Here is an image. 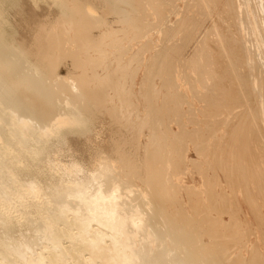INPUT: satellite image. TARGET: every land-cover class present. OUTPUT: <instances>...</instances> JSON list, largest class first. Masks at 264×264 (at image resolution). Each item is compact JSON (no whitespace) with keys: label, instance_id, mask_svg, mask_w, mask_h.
<instances>
[{"label":"bare ground","instance_id":"bare-ground-1","mask_svg":"<svg viewBox=\"0 0 264 264\" xmlns=\"http://www.w3.org/2000/svg\"><path fill=\"white\" fill-rule=\"evenodd\" d=\"M119 1L130 9L116 5ZM167 1L100 0L103 7L97 10L115 16L107 22L81 1L70 5L68 0H56L62 11L51 26L49 18L35 20L37 29L26 42L15 40L12 33L8 37L11 30L2 22L15 0H0V264H264V215L258 201L264 200V162L258 152L263 139L253 133L252 112L247 116L244 108L241 114L239 109L232 112L243 107L246 97L242 95L248 94L236 86L242 81L236 77L235 85L226 62L219 61L216 72L214 54L213 60H203L215 51L205 34L192 56L182 62V69L170 55L182 38V42L171 40L174 45L163 42L165 46H154L150 39L136 47L124 43L130 31L140 39L157 26L167 16L163 17ZM153 14H157L155 21L149 19ZM192 21L193 16H180L167 22L161 28L163 37L182 31L188 39L189 31L183 30ZM101 25L106 29L95 32ZM151 48L155 53L147 58ZM226 54L229 58L227 50ZM68 58L73 71L69 69L64 77L59 68ZM249 64L254 68V62ZM190 97L205 104L196 107ZM141 99L146 103L144 112L138 103ZM250 103L248 108H253ZM169 110L178 129L169 126ZM259 115H253L257 124ZM104 128L110 131L106 129L111 153L99 148L103 145L96 146L93 168L69 155L70 148L65 152L61 147L68 133L90 132L97 137ZM191 145L198 155L209 157L187 159L184 153ZM186 161L203 179L200 185L178 180L184 172L180 165ZM218 169L223 170L225 183ZM241 198L256 221V237L246 259L231 250L242 237L243 219L232 216L242 208ZM223 213L231 215L232 222ZM244 215L249 226L252 221Z\"/></svg>","mask_w":264,"mask_h":264},{"label":"rangeland","instance_id":"rangeland-1","mask_svg":"<svg viewBox=\"0 0 264 264\" xmlns=\"http://www.w3.org/2000/svg\"><path fill=\"white\" fill-rule=\"evenodd\" d=\"M70 1V2H69ZM78 1H81V2H83L85 5H86V8H88L89 7V9L91 10V11H93L95 14H103L106 18H105V20H107V22H111V21H113L114 20V18H115V16H114V14H113V16H112V14H110L111 15V18H110V16H109V14H107L106 15V13L103 11H101V10H97V8L98 9H102V4H100V0L98 1V0H78ZM185 1V2H184ZM206 1V0H205ZM204 0H199V2H198V0H196V2L194 1V0H168L167 2H170V3H168V5L166 6V7H164L166 10H165V12H166V14H164L163 15V17L165 16V15H167V16H165L164 18H166V19H162L161 20V22L157 25V26H155V27H153V28H150V30H148V32L146 33V36L145 37H143V38H140V39H134L133 38V33H132V31H130V34H128L127 35V38L124 40V43L126 44V45H131L132 47H136V46H139L140 45V43H144V42H146V41H148L149 39H150V42H152L153 43V45L154 46H165L164 45V43L165 44H169L170 43V45H174L173 43L174 42H182V39L184 40L182 43H175V46H177V50L175 51V52H170V55H172V58L173 59H177L178 61L176 62L177 63V66H178V68L179 69H182L181 67H182V62L184 61V59L185 58H189V56H192L191 54H192V52H193V50H194V46L197 44V42L198 41H201V40H203V36H204V34H205V37H207L208 39L207 40H209V41H211V42H209L210 44H214V48H215V51L214 50H212V55H211V57H204L203 58V60L204 59H207V61H210V60H213V58L212 57H214V55H215V60H213L214 62H216V60L218 61V64H213L212 66H215L214 68L215 69H218V71H216V72H219V70H220V67H221V63L219 64V61L220 62H223L224 63V65H225V62H226V64L228 65V66H226L227 68H226V70H228V72H229V69H230V72H231V74L230 73H228L230 76H231V78L232 77H234V83H235V85H236V81L237 80H239L238 82H240V81H242L243 82V79H244V82L242 83V82H240V86H238L239 85V83H238V85H236L237 86V88L239 87V89H240V87H242L241 89H240V91L241 90H243V92H245L246 93V91H247V93L248 94H244V93H242V94H244V95H242V97H243V99H244V96L246 97L244 100H245V103H243V107H237V108H233V113L234 114H236V112H237V110L239 109V110H241V111H239L238 110V112H239V114H241L242 112H243V108L244 109H246L245 110V112H246V116L247 115H249L251 112L252 113H254L253 115H254V117H256V115H259L260 113V115H259V118L260 119H258V124L260 125V126H258V124H257V122L255 121V119H254V117H253V115H252V113L250 114L252 117H250V119L251 120H253V121H251L250 120V122L252 123L253 122V127H255V128H253V133L255 134V135H257V133H259L258 135H260V136H258V138L259 137H261V138H259V139H261L262 140V142H261V144H260V142H258L259 143V149H260V151H259V149H258V152H259V154L261 155H259L260 156V160H262L263 162H264V135H262V133L264 132V29H263V27H264V17H263V15H264V0H228V1H230L229 3H227L228 1L227 0H207V2H205ZM210 1V2H209ZM256 1V2H255ZM15 2L16 3H14V4H11V6H8V9H7V11H9L8 12V16H6L5 18H3V24H4V26H5V29L6 30H8V37H11V33H12V36H14L15 37V40H25L26 42H30L31 40H32V36H33V34H34V31H36V27H35V20L36 21H38V20H42V19H46V18H49V21H50V23H49V26H51L52 25V23H53V21L55 20V18H56V16L59 14V12H61L62 11V8L60 9L59 7L60 6H58L57 5V3L55 4V2H56V0H15ZM201 2H203V3H207V7H206V4L204 5H201L202 3ZM209 2V3H208ZM220 2V3H219ZM223 3V5H222V3ZM253 2V3H252ZM257 2H259V3H257ZM68 3L71 5L72 3H73V0H68ZM87 3V4H86ZM98 3V4H97ZM113 3H115V2H113ZM173 3V4H172ZM198 4V6H197V4ZM212 3H213V6L215 5L217 8H215V6H214V8H213V6H212ZM255 3H257V4H260V5H258V7H257V4H255ZM91 4V5H90ZM100 4V5H99ZM116 5H118V6H121V7H124V8H127V9H130V7L126 4V3H123V2H116L115 3ZM172 4V5H171ZM187 4H189L190 6H188ZM211 4V5H210ZM228 4V5H227ZM233 4H235V5H233ZM250 4V5H249ZM173 5H175V7L176 6H178V7H176V10H175V7H173ZM199 5H200V7H199ZM219 5V6H218ZM222 5V6H221ZM98 6H100V7H98ZM203 6V7H202ZM206 8H205V7ZM208 6H210L211 7V9L208 7ZM220 6H221V9H220ZM229 6V7H228ZM233 6H235V7H233ZM259 6H260V8H259ZM229 9H228V8ZM257 7V8H256ZM96 8V9H95ZM172 8V9H171ZM178 8V9H177ZM201 8H204V9H201ZM234 8H236V10H234ZM257 10H256V9ZM10 9V10H9ZM170 9L172 10V11H170ZM199 9L201 10V12L199 11ZM207 9V10H206ZM227 9H228V11H227ZM183 10V11H182ZM196 10V11H195ZM198 10V11H197ZM212 12H211V11ZM213 10H216V11H214L213 12ZM230 10H231V12H233V13H235V14H232L231 12H230ZM233 10V11H232ZM259 10V11H258ZM6 11V10H5ZM99 11V12H98ZM101 11V12H100ZM174 11V12H173ZM203 11V12H202ZM207 11L208 12H211V13H207ZM217 11H219V12H217ZM235 11V12H234ZM164 12V13H165ZM194 12V13H193ZM198 12V13H197ZM204 12H206V13H204ZM242 12V13H241ZM248 12V13H247ZM260 12V13H259ZM11 13V14H10ZM105 13V14H104ZM202 13V14H201ZM214 13H216V15L214 14ZM228 13V14H227ZM231 15H230V14ZM259 13V14H258ZM263 13V14H262ZM24 14V15H23ZM196 16H195V15ZM199 14V15H198ZM204 14H206V15H204ZM207 14H211V15H209V17H208V15ZM213 14L215 15L214 17H213ZM225 15V16H223V15ZM238 14V15H237ZM261 14H262V17H261ZM27 15V16H26ZM100 15H98V16H100ZM103 15H101V17L102 18H100L101 20H103V18H104V16ZM193 16V21H192V23L188 26V29H186L185 31L183 30V32H188L190 35H191V37H192V40H191V38H190V35H189V38L188 39H186L184 36H182V31H181V33L180 34H177V36H172V37H167V38H164L163 37V34H162V29L164 28V27H166L167 26V22L169 23L170 21H174V20H176V18H180V16L181 17H188V16ZM227 15V16H226ZM230 15V16H229ZM257 15L259 16V18L257 17ZM26 16V17H25ZM32 16V17H31ZM208 17V19H207V17ZM217 16V17H216ZM231 16H233V17H231ZM243 16H245V17H243ZM34 17V18H33ZM45 17V18H44ZM114 17V18H113ZM205 17V18H204ZM211 17H213L214 18V20H213V18H211ZM224 17V18H223ZM168 18V19H167ZM198 18H200V19H198ZM217 18V19H216ZM228 18V19H227ZM231 18V19H230ZM235 18V19H234ZM258 18V19H257ZM24 19H25V21H24ZM113 19V20H112ZM150 20H153V21H155L156 19H157V14H153L150 18H149ZM196 19H198V20H196ZM203 19V20H202ZM207 19V20H206ZM219 19V20H218ZM245 19V20H244ZM260 19H261V22H260ZM29 20V21H28ZM100 20V21H101ZM165 20H167L166 22H165ZM196 20V21H195ZM216 20H217V22H216ZM224 22H223V21ZM228 20H230V21H228ZM236 20V22H234ZM237 20H239V22H241L240 20H243L241 23H239ZM259 20V21H258ZM8 21V22H7ZM27 21V22H26ZM204 21H206V22H204ZM213 21H215V22H213ZM221 21H222V23H221ZM234 23H233V22ZM25 22V23H24ZM193 22H194V25H192L193 24ZM203 22H204V24H203ZM219 22V23H218ZM228 22V24H226L225 25V23H227ZM238 22V23H237ZM8 23V24H7ZM30 23V24H29ZM195 23H197V25L195 24ZM200 23H202V24H200ZM211 23H218L217 24V26L216 25H214V24H211ZM230 23V24H229ZM232 23V24H231ZM236 23V24H235ZM13 24V25H12ZM27 24H29V25H27ZM166 24V25H165ZM199 24V25H198ZM235 24V25H234ZM238 24H240V26L238 25ZM190 26H191V29H190ZM194 26H196V27H194ZM200 26V27H199ZM211 26V27H210ZM214 26H216V30H215V32H213V27ZM224 26H226L225 27V29L223 28ZM235 26V28H233ZM263 26V27H262ZM25 27V28H24ZM26 27H28V28H26ZM35 27V28H34ZM239 29H241V30H239ZM162 28V29H161ZM219 28H220V31H219ZM222 28V29H221ZM29 29V30H28ZM106 29V27L104 26V25H101V26H99V27H97L96 29H94L95 30V32H97V31H99V30H105ZM198 29V30H197ZM200 29V30H199ZM210 29V30H209ZM228 29V30H227ZM209 30V31H208ZM254 30V31H253ZM14 31V32H13ZM198 31L199 33H197L196 34V32ZM217 31H218V34H220V36L217 34V36H216V34L215 33H217ZM224 33H223V32ZM227 31V32H226ZM236 31V32H235ZM238 31H240V32H238ZM186 32V33H187ZM193 32V33H192ZM210 32H211V34H210ZM214 34H213V33ZM232 33V35H231V33ZM233 32H235L234 34H233ZM242 32V34L240 35V33ZM250 32V33H249ZM151 33V34H150ZM207 33H208V35H207ZM229 33V34H228ZM262 35H261V34ZM201 34H203V36L201 35ZM224 34V35H223ZM237 34H239L238 36H237ZM245 34V35H244ZM162 35V36H161ZM196 35V36H195ZM199 35V36H198ZM210 35H212V38H211V36ZM215 35V36H214ZM223 35V36H222ZM234 35H235V38H234ZM252 35V36H251ZM180 36V38H178ZM201 36H202V38H201ZM224 36H225V38H224ZM227 36V37H226ZM228 36H229V38H228ZM243 36V37H242ZM251 36V37H250ZM177 37V38H176ZM184 37V38H183ZM204 37V38H205ZM211 39H210V38ZM215 37V38H214ZM216 37H220V38H222L223 37V39L222 40H220V38H219V41H217L216 42V39L218 40V38H216ZM263 37V38H262ZM163 38V39H162ZM182 38V39H181ZM193 38H194V40H193ZM201 38V39H200ZM237 38H239V40L237 39ZM241 38V39H240ZM244 38V39H243ZM249 38V39H248ZM251 38V39H250ZM152 39V40H151ZM168 40L167 42H165L166 40ZM185 39L187 40V41H185ZM224 39H226L225 41H224ZM233 39H234V41H235V43H234V41H233ZM128 40V41H127ZM170 40V41H169ZM171 40H173L172 42H171ZM176 40V41H175ZM204 40H206V38L204 39ZM213 40V41H212ZM131 41V42H130ZM191 41V42H190ZM220 41H222L221 43H219ZM237 41V42H236ZM164 42V43H163ZM228 42V43H227ZM246 42V43H245ZM184 43V44H183ZM190 43V44H189ZM218 43V44H217ZM226 43V44H225ZM240 43L242 44V45H240ZM163 44V45H162ZM185 44H186V48L184 47L185 46ZM188 44V45H187ZM212 44V45H213ZM221 44V45H220ZM225 44V45H224ZM233 44H235V45H233ZM182 45V46H181ZM222 45H224V47H225V49L227 50V53L228 54H230V55H228V57L229 58H227V57H225V55L224 54H226V50L225 51H223L224 49H222V48H224V47H220V46H222ZM232 45V46H231ZM238 45V46H237ZM246 45V46H245ZM227 46V47H226ZM235 46V47H234ZM239 46H240V48H239ZM75 47V45L73 46V48ZM180 47V48H179ZM219 47V48H218ZM231 49H230V48ZM244 47V48H243ZM179 48V49H178ZM183 48H185V49H183ZM221 48V49H220ZM229 48V49H228ZM239 50H238V49ZM242 49V50H241ZM246 51H245V50ZM253 49V50H252ZM114 50H116V48L114 49ZM179 50V51H178ZM230 50V51H229ZM235 50H236V53H235ZM248 50V51H247ZM183 51V52H182ZM180 52V53H179ZM213 52H215V53H213ZM221 52V53H220ZM231 52H233V53H231ZM248 52L250 53V55L251 54H253V55H249L248 54ZM151 53H155V49L154 48H151L147 53H146V57L147 58H149L150 56H151ZM176 53V54H175ZM243 53H244V55H243ZM181 54V55H180ZM214 54V55H213ZM232 54V55H231ZM258 54V55H257ZM176 55H178L179 57L177 58V56ZM227 55V54H226ZM233 56H235V57H232ZM237 56V57H236ZM250 57V58H248V57ZM125 57H129V53H127L126 55H125ZM224 57V58H223ZM240 57V58H239ZM244 57V58H243ZM226 58V59H225ZM243 58V59H242ZM229 59H231L230 61H228ZM233 59H235L236 60V62H238L237 64H235L236 62H235V60H233ZM251 59V60H250ZM256 59V60H255ZM223 60H225V61H223ZM233 60V61H232ZM245 60V61H244ZM249 60V61H248ZM67 62V63H66ZM227 62H231L230 64L229 63H227ZM247 62H248V64H247ZM250 62H254L255 63V66H254V68L253 67H251V64H249ZM263 63V64H262ZM67 64V65H66ZM239 64V65H238ZM244 64H247V65H244ZM62 65V66H61ZM61 65H60V68H59V70H60V73H61V75H63L64 77H67V75H68V73H69V71L70 70H72V68H71V60L68 58L67 60H65V61H63V63H61ZM70 65V66H69ZM218 65H219V67H218ZM230 65H231V67L233 66V68H234V65H235V67L237 68L238 67V69H234V71L236 70V72L237 73H241L240 75L241 76H239L238 77V74L236 73V72H232V70H233V68H231L230 67ZM238 65V66H237ZM242 66V67H239V66ZM250 65V66H249ZM228 67H230V68H228ZM213 68V67H212ZM239 68H240V71L238 72L237 70H239ZM253 68V69H252ZM261 68V69H260ZM70 69V70H69ZM232 69V70H231ZM189 70H191V69H189ZM73 71V70H72ZM99 71L102 73V70L101 69H99ZM242 71V72H241ZM234 73L235 74H237V75H234ZM245 75H244V74ZM246 73H247V75H246ZM259 73V74H258ZM141 74H142V72L140 73V75H139V77L141 76ZM66 75V76H65ZM250 75V76H249ZM252 75V76H251ZM256 75H257V78H255L254 79V77H256ZM262 75V76H261ZM248 76V77H247ZM254 76V77H253ZM260 76V77H259ZM237 77V78H236ZM241 77L243 78V79H241ZM252 77V78H251ZM263 79H262V78ZM237 80H236V79ZM249 78V79H248ZM257 79V80H256ZM262 79V80H261ZM236 80V81H235ZM246 80V81H245ZM249 80H250V82L251 83H253V84H251L250 82H249ZM252 80V81H251ZM255 80V81H254ZM256 81L258 82V84L259 85H255V83H256ZM159 82V81H158ZM248 82V83H247ZM259 82H261V84L259 83ZM226 83V82H225ZM244 83H245V85H244ZM263 83V84H262ZM251 84V85H250ZM242 85V86H241ZM243 85H244V87H243ZM253 85V86H252ZM199 86V88L200 89H202L201 88V86L200 85H198ZM252 87V88H251ZM254 87V88H253ZM260 87V88H259ZM263 87V88H262ZM182 88H183V90L184 89H186V91L189 93V90H188V87H187V85H183L182 86ZM262 88V89H261ZM248 89H249V91H248ZM251 89V90H250ZM252 89H255V90H253L252 91ZM245 90V91H244ZM219 91V90H218ZM164 92H166V91H164ZM220 92V91H219ZM251 94H250V93ZM262 93V95L260 96V94ZM256 94L258 95V97L257 98H259V97H261V100H260V98L259 99H257L256 98ZM248 95V96H247ZM253 95V96H252ZM250 97H252L251 99H250ZM190 100H191V102L196 106V107H200L201 105H203V104H205L204 103V101L203 102H201V101H199V100H197V99H195V98H193L192 97V99H191V97H190ZM199 101V102H198ZM255 101H258V105H256V102L254 103ZM249 102V103H248ZM250 102H252V106H253V108L252 107H249L250 109H252V111L251 110H248L249 108H248V106H251V103ZM138 103H139V105L141 106V109H142V111L144 112L145 111V109H144V106H146V103H145V101L144 100H139L138 101ZM249 105H248V104ZM260 103V104H259ZM144 105V106H143ZM247 105V106H246ZM254 105H255V107H254ZM259 105L261 106L260 108H259ZM184 106H185V108L188 106V104H184ZM246 106V107H245ZM202 107V106H201ZM188 108V107H187ZM241 108V109H240ZM257 108V109H256ZM253 109H255V110H253ZM258 109H259V111H258ZM232 110V109H231ZM231 110H230V112H231ZM261 110V111H260ZM236 111V112H235ZM250 113H249V112ZM231 112V113H232ZM167 113H168V116H170L171 117V121H170V123H169V126L171 127V128H173V129H178V127H177V124L175 123V121H174V119H175V116H174V114H173V112H171L170 110L169 111H167ZM170 113V114H169ZM248 113V114H247ZM174 117V118H173ZM173 119V120H172ZM260 120V121H259ZM190 125V124H189ZM260 127V128H259ZM223 128H225L224 126L222 127V129ZM257 128V129H256ZM261 128H262V130L263 131H261ZM100 129V128H99ZM105 130H103V131H101L100 132V136L98 135L97 137H94V136H96V135H94V134H91L90 132H81V131H76L75 133H68L67 134V137H66V142H65V144L64 145H61V147H65L64 149H65V152H66V150H67V148H70L69 149V152L70 153H68L69 155L70 154H74L75 156H77V157H75L76 159H78V160H81V161H84L85 162V164L88 166V167H90V168H93V162L91 161V160H94L95 159V156L93 157V156H91V155H96L95 154V147L96 146H98L99 147V145L100 146H104V148H103V146L102 147H99V148H101L103 151L105 150V152L106 153H108V154H110L111 153V151H109L111 148H110V145H109V140H107V139H109V138H107L109 135H108V132H109V134H110V131H109V128L107 129V128H104ZM108 130V132H107V130ZM254 129H256L255 130V132H254ZM102 130V129H101ZM258 131V132H257ZM259 131H261V133L259 132ZM104 134V135H102L101 136V134ZM90 134V135H89ZM73 136V137H71V136ZM77 136V137H75V136ZM107 135V136H106ZM85 136H86V140H83V139H85ZM79 137V138H78ZM82 137V138H81ZM93 138V140H92V138ZM99 137H100V139H99ZM71 138V139H70ZM80 138H81V140H80ZM101 138H103V139H101ZM70 139V140H69ZM72 139H75V140H72ZM258 139V140H259ZM84 141V143H83V141ZM90 140V141H89ZM95 140V141H94ZM98 140H100V142L98 141ZM145 140V138L143 139V141ZM261 140H259V141H261ZM73 141H74V144H73ZM80 141V142H79ZM92 141V142H91ZM94 141V142H93ZM102 141V142H101ZM108 141V142H107ZM63 142V141H62ZM66 143H68V144H66ZM80 144V146L78 145V144ZM95 143V144H94ZM99 143V144H98ZM263 143V144H262ZM98 144V145H97ZM67 145V146H66ZM72 147H70V146ZM89 145V146H88ZM109 145V146H108ZM261 145V146H260ZM69 146V147H68ZM78 146V147H77ZM84 146V147H83ZM87 148H86V147ZM94 146V147H93ZM263 146V148H261ZM79 147H81V148H79ZM79 149V150H78ZM81 149H84V151L83 150H81ZM87 151H86V150ZM89 149H91V151L89 150ZM195 148L193 147V145H191V147L189 148V150H187L185 153L183 152V149L181 150L180 149V153H184V155L187 157V159H189V158H195V159H197V160H203V158H205V160L209 157L208 155V157L206 156V157H204L203 155L201 156V155H198L197 154V152H196V150H194ZM70 150H72V151H70ZM81 150V151H80ZM83 151V153H80V152H82ZM94 151V152H93ZM73 152V153H72ZM90 152V153H89ZM93 152V153H92ZM261 152V153H260ZM92 153V154H91ZM81 154H83V155H81ZM85 155V156H84ZM87 155V156H86ZM83 156H84V158H83ZM176 157V156H175ZM262 157V158H261ZM88 158V159H87ZM92 158V159H91ZM177 158H178V155H177ZM89 162V163H88ZM90 165V166H89ZM263 165H264V163H263ZM181 166V168L184 170V172L183 173H181L177 178H178V180L182 183V184H184V183H187V184H196V185H200L201 184V182H202V178H201V176L196 172V168L195 167H192V165L190 164V161H186L185 163H183V164H181L180 165ZM194 166V165H193ZM184 167H187V169H184ZM117 168H120V167H117ZM191 169V170H190ZM191 172V173H190ZM221 172H223V170L221 171V169H218V174H219V177L224 181V178H225V174L224 173H221ZM223 174V175H222ZM122 177L124 178L125 176L124 175H122ZM126 179V178H125ZM226 182V178H225V181L223 182V183H225ZM135 183H137L138 185H141L140 184V182L137 180V179H135ZM227 184V183H226ZM225 184V185H226ZM225 188H226V190H228L229 191V187H227V186H225ZM184 194V198L186 199V200H188L187 198V195L185 194V193H183ZM131 198H132V196H131ZM262 197H260L259 198V204H260V208H261V210H262V212H263V215H264V205H263V201L264 200H262L261 199ZM262 200V201H261ZM241 206H242V208L238 211V212H236L237 210L236 209H234V210H236L235 211V214L234 215H232V216H235V217H239V218H242L243 219V222H242V225H241V234H240V237H241V240L239 241V242H236L235 244H234V246L232 247V251L233 252H240V253H243V255L245 256V259H246V257H248L249 255H250V248H251V242L253 241V240H255V229H256V221H255V219H254V217H253V215L251 214V212L249 211L250 209H249V207H248V205L245 203V201H243L242 200V198H241ZM134 202V201H133ZM169 208H171V207H169ZM188 208V207H187ZM188 209H190V208H188ZM244 212V213H243ZM245 212H246V214H247V216L250 218V220L252 221L251 222V224L249 225L252 229L251 230H253V231H250V232H252V233H250L249 232V226H247V225H245L246 223L244 222L245 221ZM229 213V212H228ZM228 213H223L222 215H223V218L225 219V220H228V222H232V220L233 219H231L229 216H231V215H229ZM232 214V213H231ZM238 214H239V216H238ZM143 215H145V213H143ZM146 217H148V218H151L152 217V215H148V214H146L145 215ZM151 216V217H150ZM231 220H230V219ZM246 228V229H245ZM245 231H244V230ZM258 230V229H257ZM249 232V233H248ZM242 233H243V235H242ZM246 234V235H245ZM247 234H248V236H247ZM247 236V237H246ZM249 237H250V239H249ZM243 239V240H242ZM247 241V243H246V241ZM243 241H245V242H243ZM250 241V242H249ZM247 244V246L246 245H244V244ZM242 245H243V249H241L242 248ZM244 246H246V247H244ZM236 248V249H235ZM233 249H235V250H233ZM247 249V250H246ZM241 250V251H240ZM248 260V259H247ZM247 260H245V262L247 261Z\"/></svg>","mask_w":264,"mask_h":264}]
</instances>
